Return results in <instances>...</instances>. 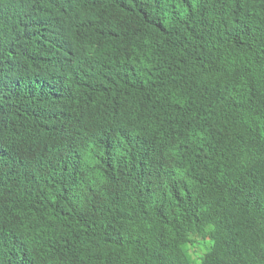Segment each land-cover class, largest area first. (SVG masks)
Listing matches in <instances>:
<instances>
[{
    "label": "trees",
    "instance_id": "1",
    "mask_svg": "<svg viewBox=\"0 0 264 264\" xmlns=\"http://www.w3.org/2000/svg\"><path fill=\"white\" fill-rule=\"evenodd\" d=\"M264 264V0H0V264Z\"/></svg>",
    "mask_w": 264,
    "mask_h": 264
},
{
    "label": "rangeland",
    "instance_id": "2",
    "mask_svg": "<svg viewBox=\"0 0 264 264\" xmlns=\"http://www.w3.org/2000/svg\"><path fill=\"white\" fill-rule=\"evenodd\" d=\"M205 249L204 247H196V248H193L192 250H190V255L192 257V259L194 260V263L195 264H198L199 260H198V257L200 255H202L204 253Z\"/></svg>",
    "mask_w": 264,
    "mask_h": 264
}]
</instances>
